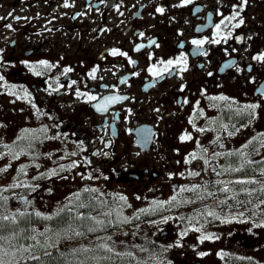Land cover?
Listing matches in <instances>:
<instances>
[{
	"label": "flooded vegetation",
	"instance_id": "1",
	"mask_svg": "<svg viewBox=\"0 0 264 264\" xmlns=\"http://www.w3.org/2000/svg\"><path fill=\"white\" fill-rule=\"evenodd\" d=\"M259 55L264 0H0V145L35 127L63 139L37 178L51 180L9 200L56 208L67 231L100 222L104 233L127 213L124 197L171 202L159 215L203 202L223 231L210 243L226 246L257 216L247 178L264 152Z\"/></svg>",
	"mask_w": 264,
	"mask_h": 264
},
{
	"label": "rangeland",
	"instance_id": "2",
	"mask_svg": "<svg viewBox=\"0 0 264 264\" xmlns=\"http://www.w3.org/2000/svg\"><path fill=\"white\" fill-rule=\"evenodd\" d=\"M41 128L24 129V132H27V134L17 136L16 138H8L7 141L4 142L7 144L0 146L1 170L14 169L16 171V175H12L6 184L0 185L1 188L3 187L8 190L13 188L37 189L39 187H44L45 184L51 180L47 179L46 182L38 180L36 179L39 177L37 173L45 165L51 164V160L49 159L58 152L55 147H57L61 141L63 142V139L57 134H50L47 132H42L41 134ZM29 134H33L34 136H28ZM39 134H41V137ZM29 139H31L29 143H32L34 140L38 141L27 147ZM66 139L67 138H65V140ZM47 146H52L53 148L49 149ZM32 167L34 170L27 172L28 169ZM36 174L37 176H35ZM256 181H258V183L256 182L257 192H255L253 196V201L255 203L254 207L257 209L258 218H260V221L257 222V225H259L260 223L264 224V212H262L264 209V170L258 174ZM62 182L64 184L59 183L52 190V195L55 198L60 197L61 194L67 190V182ZM13 200L15 201V205L12 207L8 205L4 207L0 206V213L2 212L1 209L5 208L12 215H17L18 211H16L14 207L17 206L16 203L18 202L15 198H13ZM127 201L129 212L126 216L122 217L119 227H114L112 232L98 237H91L87 235L86 232H83L86 229L82 227V225H79L82 232L76 233V231H73L70 237H68L69 233H65L61 236L59 242L75 246V251L79 254L81 261L85 259V264H170L172 263L169 258L170 255L172 259L175 260L174 264H194L193 262L196 260L202 259H205L203 264H213L212 260L209 258L211 256L210 249L200 246L198 244L199 238L195 236L199 234V232L203 234L201 233L202 231H210L209 228H206L209 223L213 221L214 223H218L216 217L215 219H210L207 218L205 214H202V211H198L196 207H202L203 202L183 201L181 203H183V205L187 204L191 209L185 207L179 209L180 212L177 211L176 213H168L165 209L164 214L154 215L155 212L160 213L166 206L170 205L171 202L162 201V204H158L157 201L152 204L145 203V205L149 206L146 210L134 212L135 209L132 207L131 199L128 198ZM162 206H164V208H162ZM119 208L120 206L114 207L110 214L115 215V213L119 212ZM167 208H169V206ZM147 210L153 211V215L150 218H145L147 216L143 215V213H148ZM223 212L226 213V215H223L224 218L230 217L227 214V208H225ZM259 213L262 214L259 215ZM214 215H216V213H214ZM163 223L168 224L172 228L173 232H171L172 239L170 240V244H174L175 242L181 243L180 247L173 249L170 254L167 249V244L169 242H166V239L160 234V227ZM189 226H191L192 229L189 230ZM193 228L197 230V233ZM74 229L77 230V228ZM48 230L47 221L39 224L37 226V231L40 232V234L37 235V241L43 242L45 238L43 232ZM50 230L59 232V230L55 229L52 225L50 226ZM215 230L220 231V228H216ZM116 231L126 234V236L122 238L123 240L120 244H115L114 241L111 243L108 238V235H113ZM200 236V239H204L203 235ZM45 243L47 244V242ZM26 247L28 248H18L14 250L13 253L7 251L3 252L0 248V257L2 256L0 259L3 261H9L12 259L11 257L19 259L23 251H28L29 253L34 252V246L30 245ZM201 247L207 251L205 258H203ZM33 255L36 256V253H33ZM226 257L229 259L231 258L229 256ZM81 261H79V263H81ZM228 262V264H232L230 260H228Z\"/></svg>",
	"mask_w": 264,
	"mask_h": 264
},
{
	"label": "trees",
	"instance_id": "3",
	"mask_svg": "<svg viewBox=\"0 0 264 264\" xmlns=\"http://www.w3.org/2000/svg\"><path fill=\"white\" fill-rule=\"evenodd\" d=\"M9 192V191H8ZM7 190L0 188V205L5 202L8 203ZM260 221L258 215L253 220V222L248 223L247 228H241L238 235L231 237V252L230 249H225L229 254H236L235 252H240V256L243 257L233 258L235 262L241 264H248L254 260H251L252 256L261 254L264 257V224L257 222ZM40 223L39 219L35 216L33 212H27L20 214L16 217L7 218L6 215H0V248L4 251L13 253L14 250L20 248L28 240V237L32 235L35 224ZM254 232V236L248 234L250 231ZM230 241V240H229ZM228 241V242H229ZM209 248V247H208ZM210 249V248H209ZM36 256L25 258L26 254H20L19 259L12 258L11 260L3 261L0 259L2 264H75L76 261L64 252L56 251L53 253H43L42 247L34 249ZM263 254V255H262ZM237 255V254H236ZM251 255V256H250ZM2 258V256L0 257ZM213 264H224L221 258H218L215 251L212 252L209 257ZM205 259L196 260L194 264H203ZM194 261V260H191ZM248 261V262H247ZM258 259L256 264H264ZM187 262V261H186Z\"/></svg>",
	"mask_w": 264,
	"mask_h": 264
},
{
	"label": "snow or ice",
	"instance_id": "4",
	"mask_svg": "<svg viewBox=\"0 0 264 264\" xmlns=\"http://www.w3.org/2000/svg\"><path fill=\"white\" fill-rule=\"evenodd\" d=\"M244 2H246V0H244ZM65 6H68V5L66 4ZM156 10H157V12H161V13L164 11L163 8H157ZM236 15H238V13H237ZM233 18H235V15L233 16ZM243 22H244V21L241 19V20L239 21V23L236 25V27H239V25H240V24H243ZM8 27L10 28L11 25H8ZM141 35H142V34H141ZM193 43H195V44H200V43H202V42H200V41H193ZM115 54H117V53H116V50H113V55H115ZM121 54H123V53H121ZM181 59H183V58H181ZM254 59H257V60H264V55L256 56V57H254ZM167 63L170 65V64L173 63V61L169 60ZM70 70H71V69H66V71H70ZM88 99H96V98H95V97H88ZM250 107H255V106H250ZM186 138H190V137H184V136L181 137V139H186ZM121 199H123V197H121ZM203 238H204V239H208V238H210V237H203ZM0 264H2V262H0Z\"/></svg>",
	"mask_w": 264,
	"mask_h": 264
}]
</instances>
